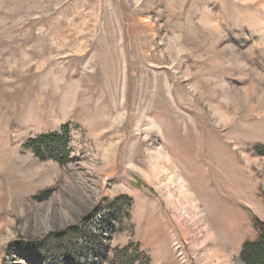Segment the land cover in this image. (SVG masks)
Here are the masks:
<instances>
[{"label":"rangeland","instance_id":"1","mask_svg":"<svg viewBox=\"0 0 264 264\" xmlns=\"http://www.w3.org/2000/svg\"><path fill=\"white\" fill-rule=\"evenodd\" d=\"M264 225V0H0V264H245Z\"/></svg>","mask_w":264,"mask_h":264},{"label":"trees","instance_id":"2","mask_svg":"<svg viewBox=\"0 0 264 264\" xmlns=\"http://www.w3.org/2000/svg\"><path fill=\"white\" fill-rule=\"evenodd\" d=\"M258 238L245 242L240 251V257L245 264H264V225L257 223Z\"/></svg>","mask_w":264,"mask_h":264}]
</instances>
